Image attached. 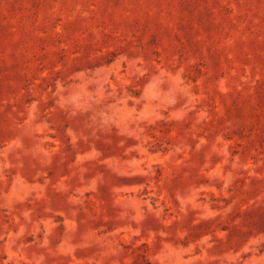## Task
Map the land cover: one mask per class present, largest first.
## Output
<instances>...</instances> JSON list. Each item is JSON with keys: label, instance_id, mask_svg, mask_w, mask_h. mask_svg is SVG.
I'll return each mask as SVG.
<instances>
[{"label": "rangeland", "instance_id": "obj_1", "mask_svg": "<svg viewBox=\"0 0 264 264\" xmlns=\"http://www.w3.org/2000/svg\"><path fill=\"white\" fill-rule=\"evenodd\" d=\"M0 264H264V0H0Z\"/></svg>", "mask_w": 264, "mask_h": 264}]
</instances>
